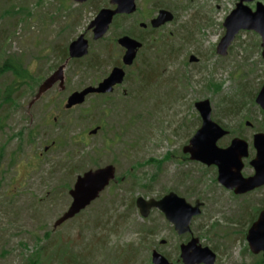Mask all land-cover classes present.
<instances>
[{
  "label": "rangeland",
  "instance_id": "374dc122",
  "mask_svg": "<svg viewBox=\"0 0 264 264\" xmlns=\"http://www.w3.org/2000/svg\"><path fill=\"white\" fill-rule=\"evenodd\" d=\"M238 2L138 0L137 13L114 20L108 34L95 41L88 27L101 9L112 8L110 0H0V65L14 56L34 75L16 102H0V264H30L37 250L38 264H152L155 249L182 264L180 245L191 236H179L161 212L143 218L136 207L138 197L159 199L171 189L191 204L204 203L192 231L216 252V264L259 261L246 237L255 207L264 201V187L237 196L219 184L215 167L183 153L201 126L195 103L209 100L212 118L230 132L218 145L240 137L231 131L241 133L250 144L243 175L254 173L249 165L255 156L253 136L264 132L263 110L255 101L264 84L262 40L242 31L227 56L217 53L223 23ZM159 9L175 18L157 30L151 48V27L140 24H149ZM124 32L148 41L134 65L125 67L124 84L105 100L92 95L66 110L71 93L95 86L121 62L117 40ZM81 35L89 41V54L77 62L65 59ZM61 66L64 84L36 99ZM13 80L11 73L0 77V101ZM98 127L103 131L91 135ZM168 154L172 159L164 160ZM110 164L126 181L116 190L110 186L84 213L54 229L72 202L76 177ZM148 227L155 228L154 235L142 233Z\"/></svg>",
  "mask_w": 264,
  "mask_h": 264
},
{
  "label": "water",
  "instance_id": "95a60500",
  "mask_svg": "<svg viewBox=\"0 0 264 264\" xmlns=\"http://www.w3.org/2000/svg\"><path fill=\"white\" fill-rule=\"evenodd\" d=\"M84 4L89 0H72ZM138 0H110L114 8H103L96 18L90 23L88 30L93 32L95 41L102 40L110 31L115 17L120 15L131 16L138 11ZM254 3L252 8L250 4ZM174 14L166 9L158 12L150 21L152 29H160L174 21ZM223 26L225 35L221 39L217 53L227 56L228 50L236 36L242 31H253L262 40V57L264 59V3L259 0H239L233 11L226 17ZM140 27L146 29L148 24L141 23ZM118 45L125 49L122 58V67H114L109 75L98 86H88L80 91H75L67 98L66 110L81 106L86 99L95 94L107 95L115 91V87L124 83L126 78L125 67L134 65L143 42L123 35L117 40ZM90 44L84 35L73 41L68 49L69 59H82L89 54ZM191 62L195 57H191ZM64 68L61 66L39 88L36 99L50 90L57 82L64 84ZM256 104L264 111V84L256 96ZM195 108L201 118V126L184 146L183 153L194 162L207 167L217 168V180L225 189L241 196L264 187V132L254 134L252 147L255 156L250 161L254 173L248 177L243 175L245 160L250 157V145L241 137H235L226 148L218 145V142L229 135V131L212 118V105L209 100L195 103ZM251 124L247 122V126ZM100 127L90 132L95 135ZM117 182V168L114 165L90 169L78 175L73 188L69 191L72 202L69 208L56 220L54 229L73 220L106 191L112 183ZM204 203L196 200L189 203L174 191L165 194L160 199H146L138 197L136 207L143 218H148L153 210L161 212L166 220L174 226L179 236L190 235L191 238L180 245V261L182 264H216L217 254L209 247L202 246L199 238L192 231L193 220L201 216ZM249 249L253 255L263 254L264 258V209L259 213L255 222L248 229L246 237ZM165 243V242H162ZM152 264H173L164 254L157 249L151 255Z\"/></svg>",
  "mask_w": 264,
  "mask_h": 264
},
{
  "label": "trees",
  "instance_id": "16d2710c",
  "mask_svg": "<svg viewBox=\"0 0 264 264\" xmlns=\"http://www.w3.org/2000/svg\"><path fill=\"white\" fill-rule=\"evenodd\" d=\"M16 12H21V10L20 9H18ZM6 13V12H5ZM7 14V13H6ZM128 16H117L116 18H115V21L118 23V22H120V21H122V20H124L125 18H127ZM133 35L134 36V34L132 33V32H124V33H122L121 35ZM157 34V30H150V32H149V35H150V42L151 43H149V47H151L152 48V43L154 42V40L156 39L155 38V35ZM141 37V36H140ZM141 40H143V42H144V47H143V49H145L147 46H148V41L146 40V38H144L143 36L141 37ZM155 44H157V41H155L154 42ZM65 55V54H64ZM2 56V54H0V57ZM67 58H69L68 57V55H66L65 56V59H67ZM76 62H77V60H75ZM95 65H99L98 63H96V64H94V66ZM117 65H121V62H119L118 64H116L115 66H117ZM93 66V65H92ZM8 73H11L13 76H14V80H13V83L12 84H8V86H6V88H5V90H4V92H3V100H1L0 102H16V96L18 95V94H20V93H22L23 92V89L25 88V87H27L28 85H30L29 83H32L33 81H34V75L33 74H31L30 72H29V70L27 69V68H25L23 65H22V63L18 60V59H16V57H14V56H8L6 59H5V61H4V63H3V65H0V77L2 76V75H5V74H8ZM144 79L146 80V77H143V81H144ZM215 86V89L216 90H218L219 89V85H214ZM231 97H228L227 99H230ZM101 109H104V108H106L105 107V105L104 106H102V107H100ZM229 108H230V106H229ZM262 113H263V115H264V111H261ZM200 119V118H199ZM228 127V126H227ZM227 127H225L226 129H228ZM102 131H103V128L101 127L100 128ZM262 131H264V129L262 130ZM231 134L232 135H238V136H240V137H242V134L241 133H236V131H231ZM172 156H171V154H168L167 156H166V158L164 159V160H170V159H172L171 158ZM186 157V156H185ZM186 159H187V157H186ZM159 164H161V162H159ZM181 175L182 176H184L185 175V173L183 172V171H181ZM117 182L116 183H113L111 186H113L112 188L114 189V190H116L117 189V187H119V186H121L126 180H124V178H123V176H121V177H118L117 178ZM198 182L199 183H201L202 182V180L201 179H199L198 180ZM68 187V186H67ZM172 191V189L171 190H169L168 191V193L169 192H171ZM164 196V194H161V195H159L158 196V198L160 199L161 197H163ZM133 205H134V203H133ZM264 209V201L261 203V206L260 207H258V208H256L255 207V214L253 215V217H252V219L250 220L251 221V224L253 223V222H255L256 221V219H257V217H258V215H259V213L262 211ZM82 213H84V211L82 212ZM81 213V214H82ZM80 215V214H79ZM78 215V216H79ZM77 216V217H78ZM251 226V225H250ZM144 227H146V226H144ZM142 233L145 235V236H148V235H150V236H152V235H154V233L156 232V230H155V228L154 227H148V228H142ZM42 249H44V246H41V250ZM38 253H39V250H37L35 253H34V255H32V258H31V260L29 261L30 262V264H38L39 262H38V260H37V255H38ZM254 257V256H253ZM254 258H258V257H254ZM254 264H264V258L263 257H260L259 258V261L258 262H256V263H254Z\"/></svg>",
  "mask_w": 264,
  "mask_h": 264
},
{
  "label": "flooded vegetation",
  "instance_id": "af4514ba",
  "mask_svg": "<svg viewBox=\"0 0 264 264\" xmlns=\"http://www.w3.org/2000/svg\"><path fill=\"white\" fill-rule=\"evenodd\" d=\"M112 8H114V7H112ZM160 10H162V9H159V11H160ZM166 10H167V9H166ZM159 11H158V12H159ZM157 14H158V13H157ZM157 14H156V16H157ZM120 16H127V15H120ZM156 16H155V17H156ZM155 17H153V18H155ZM153 18H152V19H153ZM152 19H151V20H152ZM151 20H150V21H151ZM148 27H151V26H150V23L148 24ZM148 27H147V28H148ZM164 27H165V26H164ZM164 27H162V28H164ZM162 28H160V29H162ZM151 29H152V28H151ZM152 30H158V29H152ZM122 50H123V55H124V53H125V49H122ZM123 55H122V58H123ZM122 58H121V65H117V66H119V67H122V66H123ZM117 66H115V67H117ZM53 74H54V73H53ZM107 76H108V75H107ZM107 76H106V77H107ZM106 77H105V78H106ZM105 78H103L101 81H103ZM65 80H66V78H65V76H64V82H65ZM101 81H99L95 86H98L99 83H100ZM58 83L60 84V86H62L61 83H60V81H59V82H57L53 87H55ZM53 87H52V88H53ZM119 87H120V86L115 87V91H116ZM115 91H114V92H115ZM112 94H113V93H112ZM112 94H107V95H99V94H95V95H93V96L102 97V99L105 100V99H107L108 96H110V95H112ZM91 96H92V95H91ZM66 102H67V101H66ZM232 139H233V138H232ZM232 139H231V141H232ZM231 141H230V142H231ZM229 145H230V143H229L228 145H226V146H223L222 148H226V147H228ZM246 160H247V159H246ZM244 162H245V161H244ZM249 163H250V162H249ZM245 165H246V164H245ZM215 168H216V167H215ZM216 170H217V168H216ZM253 192H255V191H253ZM253 192H251V193H253ZM251 193H249V194H251ZM246 195H247V194H246ZM241 196H244V195H241ZM259 255H260L261 257H263V254H259Z\"/></svg>",
  "mask_w": 264,
  "mask_h": 264
}]
</instances>
